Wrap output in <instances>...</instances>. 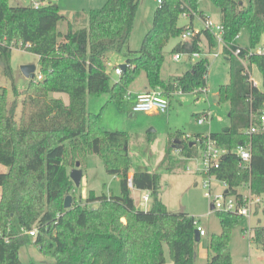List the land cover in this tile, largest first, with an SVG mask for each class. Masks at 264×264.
<instances>
[{
  "label": "trees",
  "instance_id": "16d2710c",
  "mask_svg": "<svg viewBox=\"0 0 264 264\" xmlns=\"http://www.w3.org/2000/svg\"><path fill=\"white\" fill-rule=\"evenodd\" d=\"M213 1L220 9L228 43L243 32L248 37L247 45L235 40L243 47L240 57L225 52L230 81L221 85L218 93L219 102L230 103V123L222 132L199 133L187 141L179 138L180 157L173 154L175 148L168 146L160 166L169 172L187 167L201 150L198 138L204 142L211 137L229 150L211 175L224 182L228 194L242 203L241 187L252 194H264V133L252 138L249 168L239 165L234 152L249 140L244 130L250 125L251 111L264 103V88L252 84L243 62L258 67L264 84V54L250 51L264 38V0ZM199 3L162 0L140 49L132 50L129 41L139 0H107L102 7L90 9L83 22V13L69 18L52 2L36 8L0 0V65L12 79L15 94L9 100L7 88H0V164L6 168L0 171V264H24L19 251L28 243L36 244L44 255L53 256L51 264H165V244L174 264H194L197 217L168 209L160 194L159 171L139 167L130 178L128 133L103 128L101 114L87 109V95L108 93L110 100L121 106L129 87L142 73L149 89L200 94L208 86V56L196 59L190 70L169 80L161 74L167 43L192 26L197 13L206 17ZM185 13L190 24L180 26ZM65 20L68 28L63 33L58 25ZM202 35L210 50L216 47L214 35L204 30L192 39L181 40L172 53L204 52L200 46ZM21 43H30L26 50L39 56L42 79L35 72L28 87L19 91L13 79L11 54L14 47L21 48ZM110 52L122 53L127 64L114 82L108 71ZM51 92L68 94L69 102L51 98ZM23 95L26 98L18 120V97ZM90 154L99 155L106 171L120 178L121 193L97 194L91 189L85 204L76 201L65 208V198L75 188L70 172L77 162L86 169ZM133 188L151 192L148 209L137 207ZM93 202L98 205L91 207ZM217 214L222 229L209 240L212 253L207 264H233L230 235L242 217L220 210ZM34 227L38 233L32 240L24 230ZM252 241L264 246V225L254 227Z\"/></svg>",
  "mask_w": 264,
  "mask_h": 264
},
{
  "label": "rangeland",
  "instance_id": "374dc122",
  "mask_svg": "<svg viewBox=\"0 0 264 264\" xmlns=\"http://www.w3.org/2000/svg\"><path fill=\"white\" fill-rule=\"evenodd\" d=\"M17 1L20 5H30L33 1L44 3L52 2L56 4L60 11L69 18L74 17L77 13H83L81 21H87V12L92 8H100L107 0H12ZM158 0H139L137 16L131 33L129 47L132 50H139L142 40L148 28L152 26L154 12L158 6ZM199 9L209 16L212 23L220 22L221 12L219 7L213 0H200ZM85 19V20H84ZM190 24L187 16H181L179 20L180 26ZM204 18L197 13L193 20L195 28H203ZM68 21H60L58 29L63 33L67 31ZM181 41L180 37L172 38L165 46V62L162 67V77L169 80L173 75L182 74L188 68L187 55H183L180 59H175L172 49ZM203 42H208L204 38ZM239 42L242 45L248 44V37L245 32L242 33ZM203 46H206V44ZM264 44V38L258 46ZM205 48H208L207 46ZM212 52L219 51L218 44L211 49ZM108 71L111 74V82L119 78L116 74L115 66L125 63L126 59L122 53H109ZM39 56L25 48L14 47L11 54V65L13 70V79L19 91L28 87L30 79L23 73L22 66L34 64L36 66V74L39 73L40 61ZM208 68V91L195 94L193 92L182 93L179 90L173 92L164 91L171 100L170 107L165 114H156L148 116L145 113H132V100L126 96L123 104L120 106L116 102L110 100L108 93L101 95H87V109L96 114H101V126L110 131H126L129 135V162L131 168L147 167L149 170H157L162 174L161 179V198L167 205L168 209L173 213L185 212L200 220V224L205 228L207 234L201 236L196 241L195 250L196 258L194 264H207L211 250L208 247L209 240L213 233H219L222 229L217 209H212L211 204L216 200H222V197L216 199V196L223 195L226 187L225 184L216 177L211 176V195H205L203 181L209 179L207 175H203V152L200 150L199 155L187 165H183L172 172L167 171L161 165L166 153L168 145L175 148V155L180 157L178 150L180 142L174 140H189L196 134L207 135L211 132H222L230 123V103L228 101H217V93L221 85L230 81L229 62L225 54L218 57H209ZM194 61V60H193ZM253 77L257 81L258 86L263 89V76L256 65L252 68ZM144 75V73L142 74ZM139 81V80H138ZM7 88L9 100L15 98L12 79L4 74L0 65V88ZM51 98H62L65 102H69V96L63 92H51ZM25 95L19 96L20 107L17 112L19 120L22 113V103ZM205 118L203 123L198 122V118ZM173 137L172 134H176ZM182 132V133H181ZM186 135H185V134ZM184 134V135H183ZM189 136V137H188ZM171 137V140L169 141ZM172 142V143H171ZM175 145V146H174ZM5 166L0 164V171H4ZM201 170V171H200ZM85 175L79 186H75L72 192V204L76 201L85 204V198L89 190L94 189L97 194L101 193H121V182L117 175L110 174L106 171L102 158L97 154H90L87 159ZM247 194L249 191L246 187L239 188ZM148 190L133 188L132 196L138 207L146 210L151 206L152 201L144 202L143 195ZM263 203L255 205L254 213L250 217H243L236 213L239 219L238 223L233 227L229 246L232 253L233 264H264V246L251 242L254 233V227L264 225V194L261 195ZM1 197V189H0ZM75 198V200H74ZM98 202L90 204L96 207ZM254 207V205H252ZM261 220V222H259ZM250 232V233H249ZM250 234V235H249ZM166 262L165 264H174L170 255L169 246H164ZM20 257L24 264L35 262L37 264H51L54 257L41 253L39 247L34 243H28L20 248Z\"/></svg>",
  "mask_w": 264,
  "mask_h": 264
},
{
  "label": "built area",
  "instance_id": "2783aa9c",
  "mask_svg": "<svg viewBox=\"0 0 264 264\" xmlns=\"http://www.w3.org/2000/svg\"><path fill=\"white\" fill-rule=\"evenodd\" d=\"M162 0H158L160 3ZM45 3L42 1H33L32 5L36 8L44 5ZM184 16H188L187 13ZM204 30L209 31L211 34L214 35L216 38V42L219 46V51L212 52L210 55L213 57H218L220 54H225L227 50L231 51L235 56L240 57L243 51V47L241 45H237L235 40H239L241 38V34H238L233 42L228 43L225 39V27L224 25L219 23H212L209 17L204 18V25L203 28H195L194 26H188L183 33L181 34L180 38L182 41H186L192 39L193 37L201 34ZM202 47V43H200ZM21 48L29 49L31 44L23 45L21 43ZM252 53L264 54V44L261 46H256L250 50ZM183 55L189 56L192 60L200 59L204 57V52H185V53H176L174 54L175 59L182 58ZM243 60V59H242ZM193 61V62H194ZM246 72L249 75V79L252 84L258 88H260L257 84V81L253 77L252 68L253 65H249L245 60H243ZM209 68V65H208ZM116 74L122 73V68L120 65L115 66L114 69ZM38 79H42V74H37ZM205 78L208 79V73L205 74ZM261 89V88H260ZM208 88H203L202 92H207ZM194 93V92H193ZM170 107V100L167 97L166 93L161 88H154L145 92H142L137 95L136 100L132 103L131 112L132 113H161L165 114ZM205 118L200 116L198 118L199 123H203ZM244 133L249 136V140L244 143L239 144L235 149L234 152L239 158V165L242 168H249L251 161H252V149L253 143L252 138L255 134L264 133V103L260 106L256 111H251V122L250 125L244 130ZM189 137V136H188ZM198 142L201 143L200 149L203 152V165L204 168L201 169L203 175H207L209 179L203 181L204 188H205V195H211V171L214 168H218L221 156L227 153L229 150L225 147L220 146L216 140L208 137L206 140H201L198 138ZM200 170V171H201ZM224 183V182H223ZM130 186H132V182H129ZM225 184V183H224ZM226 187V184H225ZM248 189V188H247ZM226 191V189H225ZM216 196V199L222 197V200H216L214 204L215 209L224 211V212H233L238 213L243 217H250L255 210V205L262 204L263 199L261 195L252 194L251 191L248 189V193H243L242 203L238 201L237 197L230 194H225ZM142 199L144 202H149L151 200V192L148 190L146 194L143 195ZM254 205V207H252ZM194 224L199 231L200 236H204L207 234L205 228L200 224V220L198 218L195 219ZM25 234H28L32 240H35L38 230L36 227L32 228L31 230H24ZM250 233V232H249ZM250 235V234H249Z\"/></svg>",
  "mask_w": 264,
  "mask_h": 264
},
{
  "label": "crops",
  "instance_id": "0c3cea01",
  "mask_svg": "<svg viewBox=\"0 0 264 264\" xmlns=\"http://www.w3.org/2000/svg\"><path fill=\"white\" fill-rule=\"evenodd\" d=\"M205 16H207V15H205ZM207 17H209V16H207ZM220 22H221V18H220ZM192 25H193V23H192ZM151 27V26H150ZM149 27V28H150ZM148 28V29H149ZM147 32V31H146ZM203 40H204V36L202 35V40H201V43H202V48L204 49V55L203 56H208V57H210L211 55V53H212V51L209 49V44H208V42H203ZM206 44V46L208 47V48H205L206 46H203V44ZM176 54V53H175ZM174 56V55H173ZM188 68L182 73V74H184L187 70H190L191 69V67H192V65H193V60L191 59V58H189L188 59ZM121 66V65H120ZM143 74V73H142ZM140 75L132 84H131V86L129 87V90H128V93H127V97H128V99H130L131 98V100H132V102L131 103H133L135 100H136V98H137V95L138 94H140V93H142V92H145V91H148V90H151V89H149V87H148V83H147V79H146V76H145V74L144 75ZM182 74H177V75H173L172 77H174V76H178V75H182ZM164 78V77H163ZM165 79V78H164ZM139 80V81H138ZM165 80H167V79H165ZM217 101H219V93H217ZM170 103H172L171 102V100H170ZM146 115H148V116H153V115H156V114H161V113H157V112H153V113H145ZM226 129V128H225ZM170 139H171V137H170ZM170 139H169V141H170ZM169 146V145H168ZM175 153V150L173 151V154ZM141 167H143V166H141ZM6 169V168H5ZM135 169L136 168H131L130 169V171H129V176H130V178L132 177V175H133V173H134V171H135ZM84 175H85V171H84V169H83V177H84ZM241 191V190H240ZM242 193H244V191H241ZM136 205H137V207H138V204L136 203ZM259 222H261V220H259Z\"/></svg>",
  "mask_w": 264,
  "mask_h": 264
},
{
  "label": "water",
  "instance_id": "95a60500",
  "mask_svg": "<svg viewBox=\"0 0 264 264\" xmlns=\"http://www.w3.org/2000/svg\"><path fill=\"white\" fill-rule=\"evenodd\" d=\"M17 1L13 2V5H16ZM56 5V4H55ZM122 70H126L127 64L123 63L121 64ZM23 73L26 77L33 78L36 72V66L34 64H27L22 66ZM227 130V128H226ZM174 142H179L178 140H174ZM175 146V145H174ZM70 177L72 181L74 182L75 186H79L81 183V180L83 178V169L80 167V162H77L76 167H74L70 172ZM225 194H228V190L225 191ZM72 200L73 196L71 194L67 195L65 198L64 206L65 208H70L72 206ZM211 208L214 209V205L211 204ZM195 238L196 241L200 240L201 236L199 234V231H195Z\"/></svg>",
  "mask_w": 264,
  "mask_h": 264
}]
</instances>
